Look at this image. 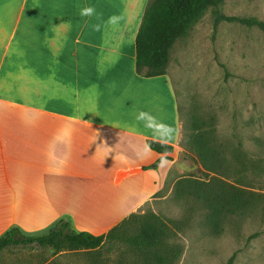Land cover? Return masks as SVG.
<instances>
[{
  "label": "crops",
  "instance_id": "crops-1",
  "mask_svg": "<svg viewBox=\"0 0 264 264\" xmlns=\"http://www.w3.org/2000/svg\"><path fill=\"white\" fill-rule=\"evenodd\" d=\"M149 1L0 0V238L12 227L43 234L61 219L101 236L169 182L178 98L168 74L136 67ZM88 6L96 14L81 17ZM139 111L175 129L164 143L173 154L149 148L160 140Z\"/></svg>",
  "mask_w": 264,
  "mask_h": 264
},
{
  "label": "rangeland",
  "instance_id": "rangeland-1",
  "mask_svg": "<svg viewBox=\"0 0 264 264\" xmlns=\"http://www.w3.org/2000/svg\"><path fill=\"white\" fill-rule=\"evenodd\" d=\"M221 13L264 22V0H225ZM167 74L183 129L163 190L118 230L117 239L98 250L55 253L19 246L0 253V264H227L234 254V264H264V32L238 23L215 27L209 10L174 45ZM194 119L212 131L215 146L230 163L226 173H207L195 160L187 140ZM190 175L254 192L260 196L257 206L240 219L228 217L220 234L211 233L203 208L176 196V183ZM152 216L171 229L163 245L157 251L131 246L128 238L138 233L144 217ZM168 248L177 253L171 261L163 253Z\"/></svg>",
  "mask_w": 264,
  "mask_h": 264
},
{
  "label": "trees",
  "instance_id": "trees-1",
  "mask_svg": "<svg viewBox=\"0 0 264 264\" xmlns=\"http://www.w3.org/2000/svg\"><path fill=\"white\" fill-rule=\"evenodd\" d=\"M225 0H150L136 38L137 73L145 78L167 75L171 51L176 42L184 38L191 28L211 10L215 17V27L222 22L238 23L248 28H258L264 32V22L255 18L228 17L221 13ZM194 119L192 133L188 135V146L195 160L207 173L223 174L230 168L227 159L221 156L220 148L215 146L212 131L202 129ZM149 148L160 155L174 153V147L157 141H147ZM167 159V157H166ZM170 159V158H168ZM162 158L148 169L156 170ZM179 201L192 200L204 210V221L211 233L220 234L223 222L228 217L240 219L257 206L259 195L239 186L220 181L196 179L193 175L180 179L175 185ZM137 218L131 215L107 234L96 236L89 232H79L73 225L59 220L47 232L38 235L25 234L20 228H10L0 238V253L19 246H35L53 250L55 253L95 251L107 241L117 239L116 233L122 226ZM171 229L161 223L158 216L144 217L138 233L129 237L131 246L140 250H159ZM164 255L169 260L177 253L168 248ZM159 262H168L166 256H158ZM236 254L227 264H234Z\"/></svg>",
  "mask_w": 264,
  "mask_h": 264
},
{
  "label": "clouds",
  "instance_id": "clouds-1",
  "mask_svg": "<svg viewBox=\"0 0 264 264\" xmlns=\"http://www.w3.org/2000/svg\"><path fill=\"white\" fill-rule=\"evenodd\" d=\"M96 14V9L94 6H88L81 8L80 16L81 17H92ZM118 18L113 16L109 17V24H116ZM96 30H99L98 25H94ZM136 120L138 122H143L144 127L151 130L155 136H157L162 144L167 143L172 138V133L175 129L171 125L164 123L161 120H158L151 112L139 111L136 115ZM166 157L162 156L161 162L164 163Z\"/></svg>",
  "mask_w": 264,
  "mask_h": 264
}]
</instances>
